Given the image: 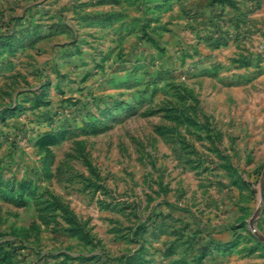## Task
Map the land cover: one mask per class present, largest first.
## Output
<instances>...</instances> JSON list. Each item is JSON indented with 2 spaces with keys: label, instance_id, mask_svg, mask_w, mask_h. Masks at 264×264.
<instances>
[{
  "label": "rangeland",
  "instance_id": "rangeland-1",
  "mask_svg": "<svg viewBox=\"0 0 264 264\" xmlns=\"http://www.w3.org/2000/svg\"><path fill=\"white\" fill-rule=\"evenodd\" d=\"M263 183L264 0H0V264H264Z\"/></svg>",
  "mask_w": 264,
  "mask_h": 264
},
{
  "label": "water",
  "instance_id": "water-1",
  "mask_svg": "<svg viewBox=\"0 0 264 264\" xmlns=\"http://www.w3.org/2000/svg\"><path fill=\"white\" fill-rule=\"evenodd\" d=\"M262 194H264V183L262 184ZM257 216V213L255 214L254 218Z\"/></svg>",
  "mask_w": 264,
  "mask_h": 264
}]
</instances>
